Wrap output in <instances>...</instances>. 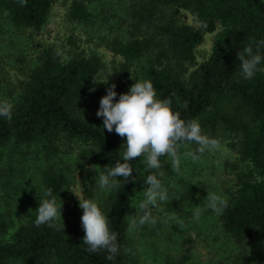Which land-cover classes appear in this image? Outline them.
<instances>
[{"label":"trees","instance_id":"1","mask_svg":"<svg viewBox=\"0 0 264 264\" xmlns=\"http://www.w3.org/2000/svg\"><path fill=\"white\" fill-rule=\"evenodd\" d=\"M88 1L72 0L69 19L89 21ZM55 2L0 0V17L17 28L40 30ZM115 6L108 17L114 27H109L107 44L122 59L119 77L105 84L96 54L64 58L43 49L27 64L24 77L8 88L14 89L8 98L0 77V101L13 105L10 121L0 116V150L11 143L29 146L42 141L57 153L58 143L66 140L86 146L108 168L123 163L125 150L102 129L96 113L107 88L114 83L117 95L125 93L126 79L143 61L141 75L152 82L157 99L170 100L181 119L198 121L210 139H228L238 155L242 168L224 198L227 207L217 214L215 236L224 237L228 244L264 236V71L245 79L237 59L240 51L251 47L253 54L262 57L258 68L264 69V0H115ZM182 9L197 26L181 21ZM211 33L215 34L210 54L197 62L196 47ZM0 62H5L4 56L0 55ZM142 158L129 162L135 180ZM167 159V155L159 157L160 169L147 170L168 171ZM117 179L120 186L110 191L102 209L110 230L117 233L119 250L114 260L106 258V250H87L82 222L75 220L83 210L71 204L65 210L69 218L54 221L55 226L37 227V214L21 223L8 240L0 241V264H126L128 206L135 180ZM42 182L57 198L66 176L51 168L43 173ZM80 184L84 199H92L96 182L85 174ZM5 230L1 222L0 232Z\"/></svg>","mask_w":264,"mask_h":264},{"label":"rangeland","instance_id":"2","mask_svg":"<svg viewBox=\"0 0 264 264\" xmlns=\"http://www.w3.org/2000/svg\"><path fill=\"white\" fill-rule=\"evenodd\" d=\"M89 1V21L70 20L68 11L72 0H56L46 23L36 31L17 28L0 17V55L5 58V62H0V77L5 81V98L14 92L8 88L24 77L27 64L45 48L61 53L64 58L74 54H96L102 61L101 79L108 81L119 77L122 59L114 55L107 44V39H111L109 27H114L108 17L111 19L112 11L116 9L115 0ZM179 15L182 22L197 26L186 10H180ZM214 34H206L196 47L197 62L210 54ZM142 63H136L134 71L137 74L133 72V76L131 74L126 79L125 93L135 83L132 77L136 75V81L144 80ZM115 99L118 101L119 95ZM98 120L103 125V118ZM111 134L125 150L126 137H120L114 129ZM215 141L216 147L203 154L196 151L199 146L192 147L184 142L178 152V172L174 171L173 161L168 156L169 170L155 174L168 194V200L160 204L162 211L152 209L156 224L130 228L133 218L138 219L140 214L138 206L144 199V189L148 187L146 176L152 174L142 158L141 171L136 177L128 206L126 264H264L263 235L244 242L231 240L229 244L224 237L218 239L215 236L217 213L206 208L207 192L225 198L229 187L236 181L235 175L242 168L228 139ZM57 146V153L42 141L29 146L11 143L0 150V223L6 225V230L0 232V241L8 240L21 223L36 215L39 200L51 198L45 196L47 190L42 182L43 173L51 168L66 176V183L56 198L58 205L63 202V220L69 218L65 215L69 205L81 209L78 198L83 200L85 197L80 184L81 175L89 174L96 182L98 188L93 190L92 200L104 208L110 192L101 190L97 180L106 165L84 145L63 140ZM188 153H195L198 158L193 160ZM197 207L202 209L198 220L194 217ZM75 220L80 222L81 215Z\"/></svg>","mask_w":264,"mask_h":264},{"label":"clouds","instance_id":"3","mask_svg":"<svg viewBox=\"0 0 264 264\" xmlns=\"http://www.w3.org/2000/svg\"><path fill=\"white\" fill-rule=\"evenodd\" d=\"M20 2L24 4L26 0H20ZM237 59L240 61V70L245 79H252L257 71H264L258 68L262 57L259 54H253L251 47L240 51ZM107 83L108 81L105 84ZM115 88L114 83L107 88V94L101 98L96 115L103 118V130L107 129L111 133L114 129L120 137H126L127 142L123 145L126 146L123 153L124 162H117L112 168H108L107 165L104 171L98 174L97 183L101 190L110 192L119 188L118 177H122L124 182L130 177L135 180V177H132L133 167L129 162L137 157L145 159L147 168L160 169L159 157L167 155L173 161L174 171L178 172V152L184 142L199 145L196 151L200 154L216 147L217 142L202 133L198 121L181 119L178 112L172 111L170 100L157 99L156 90L150 80L135 81L128 93L119 95L118 101L115 99L117 97ZM90 91H95V88ZM12 109L11 103L0 101V116L10 121ZM188 155L193 160L198 158L195 153H188ZM145 184L148 187L144 189V199L138 206L140 214L138 219L133 218L130 228L143 226L146 223L155 225L156 219L152 216V209L162 211L160 204L168 200L167 189L157 175H147ZM45 196L51 198L39 200L38 208L35 210L37 227L43 224L52 227L55 226L54 221L62 219L63 202L57 204L51 189L46 191ZM205 199L207 200L206 208L217 214L222 213L228 205L227 200L215 192H207ZM78 200L79 207L83 210L81 217L85 232L83 243L88 246L87 250L95 253L106 250L109 253L106 258L114 260L119 250L117 233L110 230L108 217L95 200L79 198ZM201 212L200 207L195 209L194 217L197 220ZM62 227L65 228L64 222Z\"/></svg>","mask_w":264,"mask_h":264}]
</instances>
